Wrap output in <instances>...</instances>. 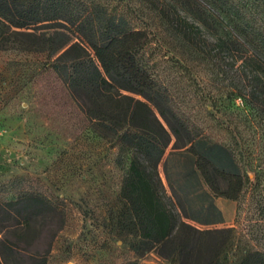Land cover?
<instances>
[{"label": "trees", "instance_id": "1", "mask_svg": "<svg viewBox=\"0 0 264 264\" xmlns=\"http://www.w3.org/2000/svg\"><path fill=\"white\" fill-rule=\"evenodd\" d=\"M138 1L0 0V49L42 55L25 61L32 76L53 72L91 135L125 166L119 194L132 250H152L169 264H264V245L250 229L208 226L221 221L215 196L238 200L260 183L250 179L237 134L215 119L214 99L200 91L192 66L157 53L161 42L176 40L213 57L238 40L230 32L207 40L178 7L190 0ZM205 1L264 55V0ZM240 58L263 69L256 57ZM191 102L215 122L212 131L191 113ZM27 181H0V264H46L49 247L30 251L24 239L38 217L51 226V239L65 221L63 200Z\"/></svg>", "mask_w": 264, "mask_h": 264}, {"label": "rangeland", "instance_id": "2", "mask_svg": "<svg viewBox=\"0 0 264 264\" xmlns=\"http://www.w3.org/2000/svg\"><path fill=\"white\" fill-rule=\"evenodd\" d=\"M131 1L134 6L141 5L138 0ZM178 7L207 40L217 41L227 32L238 40L236 47L213 52V57L176 40L161 42L157 53L192 66L200 91L214 99V106L210 100L208 106L215 119L237 134L251 181L260 180L258 188H249L238 200L215 196L221 221L208 226L250 229L262 246L264 55L205 0H190ZM142 8L148 11L144 5ZM244 55L261 60L263 69L245 63L240 58ZM39 57L43 56L0 49V181L24 176L29 178L27 185L58 195L64 203L65 221L51 239V226L38 217L23 245L30 251L49 247L46 264H169L152 250L142 254L132 250L131 225L119 194L125 166L113 160L114 150L107 141L91 135L88 120L62 90L53 72L32 76L25 61ZM170 77L186 88L177 71ZM180 92L184 94L186 89ZM189 108L206 132L214 129L215 122H210L204 111L196 112L192 102ZM159 172L170 194L162 162Z\"/></svg>", "mask_w": 264, "mask_h": 264}]
</instances>
